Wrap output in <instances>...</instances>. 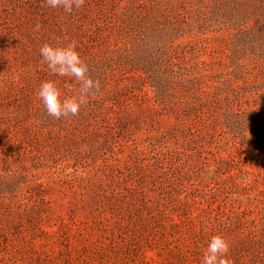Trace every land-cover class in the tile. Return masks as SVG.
Listing matches in <instances>:
<instances>
[{
  "label": "rangeland",
  "instance_id": "rangeland-1",
  "mask_svg": "<svg viewBox=\"0 0 264 264\" xmlns=\"http://www.w3.org/2000/svg\"><path fill=\"white\" fill-rule=\"evenodd\" d=\"M39 24V31L34 30ZM100 89L56 119L44 43ZM264 264V0H0V264Z\"/></svg>",
  "mask_w": 264,
  "mask_h": 264
},
{
  "label": "clouds",
  "instance_id": "clouds-1",
  "mask_svg": "<svg viewBox=\"0 0 264 264\" xmlns=\"http://www.w3.org/2000/svg\"><path fill=\"white\" fill-rule=\"evenodd\" d=\"M86 0H45L48 7L62 8L71 14L73 9H80ZM40 25L35 26L39 31ZM42 62L54 77L74 80L79 86L78 91L71 96L62 94L53 79L43 80L36 90V96L47 114L56 119L78 116L82 105L94 97L101 87L99 80L88 75V66L77 51L75 42L67 44L44 43L39 49ZM231 244L221 234H216L207 241L202 252L200 264H231L229 257Z\"/></svg>",
  "mask_w": 264,
  "mask_h": 264
}]
</instances>
